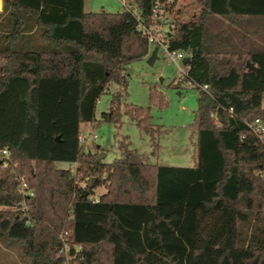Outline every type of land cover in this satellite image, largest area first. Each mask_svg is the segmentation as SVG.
Returning <instances> with one entry per match:
<instances>
[{
  "label": "trees",
  "instance_id": "16d2710c",
  "mask_svg": "<svg viewBox=\"0 0 264 264\" xmlns=\"http://www.w3.org/2000/svg\"><path fill=\"white\" fill-rule=\"evenodd\" d=\"M166 1L132 3L149 25ZM199 2L200 14L177 25L168 43L189 53L184 81L199 91L197 161L180 166L150 162L127 139L112 163L80 144L81 125H96V105L114 82L120 91L101 120L120 126L125 115L158 148L151 107L126 99V66L150 52L132 12H86L85 0H4L0 240L22 245L30 264H65L62 230L71 254L82 246L71 264H264V141L248 126L264 122V0ZM151 98L164 105L157 90ZM4 151L34 190L31 224ZM59 162L97 176L87 197ZM100 185L106 191L96 197Z\"/></svg>",
  "mask_w": 264,
  "mask_h": 264
},
{
  "label": "rangeland",
  "instance_id": "374dc122",
  "mask_svg": "<svg viewBox=\"0 0 264 264\" xmlns=\"http://www.w3.org/2000/svg\"><path fill=\"white\" fill-rule=\"evenodd\" d=\"M197 5L199 6L198 3ZM86 8L88 12L94 13L125 11L117 0H86ZM180 10L181 16L190 20L197 17L201 11L196 8L195 3L188 0L181 1ZM135 12L138 13L136 8ZM39 43L43 42L40 40ZM156 49H158V59L154 65H150L148 59ZM150 50L151 54L147 58L126 66L125 73L129 76L126 99L128 103L136 106L151 107L153 124L158 132L156 135L158 148L155 151L151 137L125 115L120 126L101 120L102 114L109 109L113 94L120 91V86L112 82L96 105V125L94 123L81 125V135L89 141L84 147L85 153L90 152L99 157L105 155L101 160L102 163H112L122 157L120 144L124 139L128 140L133 150L147 157L152 163L186 166L194 163L195 142L198 136L193 132L192 127L199 107V91L184 87L182 83L177 82L181 69L184 68L182 61L174 63L164 49L154 44L150 45ZM151 90H157L163 96L164 105L152 103ZM56 165L65 169L74 167L72 170L77 176L79 186L86 190L91 180L92 183L97 180L96 175L92 176L85 174L83 170H78L82 163L59 162ZM105 191L106 187L100 185L94 188L93 195L98 197ZM0 264H30V260L23 253L22 245L0 240Z\"/></svg>",
  "mask_w": 264,
  "mask_h": 264
},
{
  "label": "built area",
  "instance_id": "2783aa9c",
  "mask_svg": "<svg viewBox=\"0 0 264 264\" xmlns=\"http://www.w3.org/2000/svg\"><path fill=\"white\" fill-rule=\"evenodd\" d=\"M182 0H168L163 4H158L153 9L151 23L147 25L145 21L141 18L139 13H136L134 10L127 9V11L132 12L138 20V29L143 33V35L148 39L149 45L154 44L158 48L164 49L169 58L174 62L177 63L178 61H184L187 58H190L188 52L185 51H170L168 49L169 38L171 34L176 29L177 25L190 22V19H187L185 16H181L180 13V3ZM173 5V7H171ZM4 0H0V13L3 12ZM126 7L125 4H123ZM182 7V6H181ZM151 54V50L149 52ZM190 71V63L184 64V68L181 69L180 77L177 79L178 83H182L184 87H190L194 89V86L191 82H185V77L189 74ZM203 91L208 90V86H203L201 88ZM230 112L233 114V110L231 109ZM95 124V123H94ZM250 130L253 134L258 137L261 141H264V122L261 119H257L253 123L248 124ZM80 144L82 146H86L89 144L88 139L80 136ZM3 160V167L10 168L14 173V178L12 180L16 182L17 190L22 195L23 200L21 203V212L23 218L26 219L28 224L33 223V219L30 216V209L31 204L29 203V199L34 196V190L30 187L26 177L16 170V163H13L10 159V155L8 151L3 152L2 156ZM76 164V163H74ZM74 167H72L73 169ZM98 201V199H95ZM69 231L62 230L59 234L61 241L63 242V247L61 249V254L66 256L65 264H71V261L75 259L77 256V252L81 250L82 246H75L76 253L71 254V243L69 242Z\"/></svg>",
  "mask_w": 264,
  "mask_h": 264
},
{
  "label": "water",
  "instance_id": "95a60500",
  "mask_svg": "<svg viewBox=\"0 0 264 264\" xmlns=\"http://www.w3.org/2000/svg\"><path fill=\"white\" fill-rule=\"evenodd\" d=\"M158 49H156L149 57L148 59V63L150 65H154L155 61L158 59ZM191 62V58H187L185 61H184V64H189ZM247 67L249 70L251 71H254V72H258V69L251 63H247ZM105 157V155H100V157L98 158V163L101 162V160ZM92 186H95V180L93 181L92 183ZM89 194V190H85L84 191V196L87 197Z\"/></svg>",
  "mask_w": 264,
  "mask_h": 264
},
{
  "label": "crops",
  "instance_id": "0c3cea01",
  "mask_svg": "<svg viewBox=\"0 0 264 264\" xmlns=\"http://www.w3.org/2000/svg\"><path fill=\"white\" fill-rule=\"evenodd\" d=\"M117 1H118V3H119L122 7H124L123 4L126 5V7H124L125 10H127V9L134 10V9H135V7H134V5H133V3H132V0H117ZM188 1L191 2V3H195L196 8H198V10H201V9H202V6H201L199 0H188ZM197 3L199 4V6L197 5ZM86 9H87V8H86V0H85V10H86ZM86 12H88V11L86 10ZM192 20H193V19H192ZM196 142H197V141H196ZM196 142H195L196 157H195L194 163H193L192 165H189V166H193V165L196 163V161H197ZM168 165H171V164H168ZM180 166H186V165H180ZM187 166H188V165H187ZM96 197H97V196H96Z\"/></svg>",
  "mask_w": 264,
  "mask_h": 264
}]
</instances>
